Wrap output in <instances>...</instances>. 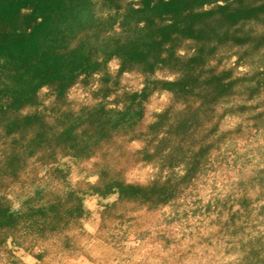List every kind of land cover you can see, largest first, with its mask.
Listing matches in <instances>:
<instances>
[{
  "label": "rangeland",
  "instance_id": "rangeland-1",
  "mask_svg": "<svg viewBox=\"0 0 264 264\" xmlns=\"http://www.w3.org/2000/svg\"><path fill=\"white\" fill-rule=\"evenodd\" d=\"M126 1L135 7L142 2ZM224 5L218 1L199 10ZM239 26L255 38L264 33V22L255 19L241 20ZM243 41L229 44L192 74L199 76L202 69L225 73L226 84L264 77V43ZM195 45L190 39L180 43L181 64ZM186 74L172 63L148 75L111 58L64 93L57 84H47L30 103L1 116L0 207L10 208L12 219L0 223V264L239 261L241 243L227 238L197 248L192 243L213 228L209 225L225 203L246 189L255 194L263 188L264 116L256 115L264 112V80L253 99L240 82L220 100L215 87L204 84L181 92L176 84ZM201 114V133L210 148L199 170L186 177V164L171 163L159 153L182 139L197 150L200 129L183 137L168 128L178 121L176 127L187 128ZM27 117L34 120L19 128L10 125ZM213 126L217 131L208 136ZM72 127L75 137L66 139ZM168 181L173 186L169 199L155 203L148 198L156 182ZM256 225L251 233L264 239V216Z\"/></svg>",
  "mask_w": 264,
  "mask_h": 264
},
{
  "label": "trees",
  "instance_id": "trees-1",
  "mask_svg": "<svg viewBox=\"0 0 264 264\" xmlns=\"http://www.w3.org/2000/svg\"><path fill=\"white\" fill-rule=\"evenodd\" d=\"M218 1L226 5L199 10ZM260 13H264V3L256 5L254 0H142L139 7L126 0H0V118L7 111H17L30 103L43 86L57 84L64 93L81 75L100 71L105 62L116 57L124 65L148 75L162 64L182 65L187 74L176 84L181 92L204 84L207 88L215 87L223 100L241 82L248 98L253 99L261 94L262 75L247 84L242 83L243 79L226 84L225 73L215 75L211 69H202L195 76L192 72L206 67L229 44L243 40L263 44L264 33L255 38L239 26L244 19L264 22V17L258 16ZM188 39L196 42L194 53L185 56L181 64L183 57L177 54L178 47ZM209 73L208 78L201 80ZM202 115L187 128L176 127L180 121L168 128L169 133L177 131L183 137L192 130L195 135L200 129L196 134L197 150L188 148L182 139L159 153L171 163L186 164V177L199 170L210 148L205 145L207 136L201 133L205 131ZM124 116L129 117V111ZM263 116L264 112L256 115ZM33 120H11L10 125L19 128ZM73 131V127L67 129L64 137L73 139ZM216 131L213 126L207 135ZM169 184L170 181L156 182L148 198L155 203L169 199L173 189ZM262 187L255 194L246 189L238 198L225 203L209 225L213 228L198 235L192 247L227 238L229 243H241L244 249L239 261L230 264H264V239L251 233L264 216ZM3 218L12 219L10 208L0 207V223Z\"/></svg>",
  "mask_w": 264,
  "mask_h": 264
}]
</instances>
